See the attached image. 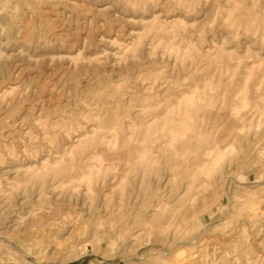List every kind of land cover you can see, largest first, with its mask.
<instances>
[{"label": "rangeland", "instance_id": "374dc122", "mask_svg": "<svg viewBox=\"0 0 264 264\" xmlns=\"http://www.w3.org/2000/svg\"><path fill=\"white\" fill-rule=\"evenodd\" d=\"M0 264H264V0H0Z\"/></svg>", "mask_w": 264, "mask_h": 264}]
</instances>
